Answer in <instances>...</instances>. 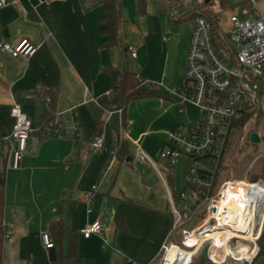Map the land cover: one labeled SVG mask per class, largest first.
I'll return each mask as SVG.
<instances>
[{
    "label": "crops",
    "instance_id": "0c3cea01",
    "mask_svg": "<svg viewBox=\"0 0 264 264\" xmlns=\"http://www.w3.org/2000/svg\"><path fill=\"white\" fill-rule=\"evenodd\" d=\"M9 1L0 7V42L26 39L38 49L28 60L0 51L3 264H156L176 233L169 202L170 195L179 196L180 182L174 166L168 169L159 156L167 134L185 131L199 116L194 104L176 94L194 25L169 24L171 36L159 27L160 36L148 31L135 45L137 57L131 58L139 72L129 70L162 96L130 103L124 118L114 108L112 78L104 71L118 67L112 51L120 50L100 47L103 0ZM176 2L170 14L179 20L185 12ZM254 2L251 7L264 16V0ZM46 90L56 94V119L48 126L42 124ZM28 94L34 97L26 101ZM15 101L40 128L31 134L17 169L10 147L1 142L15 123ZM73 119L80 121L76 134ZM97 138L103 140L100 150L92 147ZM118 139L126 145L125 156L117 155ZM138 149L148 161L137 158ZM94 186L87 203L84 196ZM53 222L61 225L59 236L51 230ZM95 222L103 225V235L85 238L81 231ZM43 233L53 249L44 247Z\"/></svg>",
    "mask_w": 264,
    "mask_h": 264
},
{
    "label": "built area",
    "instance_id": "2783aa9c",
    "mask_svg": "<svg viewBox=\"0 0 264 264\" xmlns=\"http://www.w3.org/2000/svg\"><path fill=\"white\" fill-rule=\"evenodd\" d=\"M8 4L9 0H0V7ZM244 14L249 18L230 15L234 29L232 42L207 17L200 15L194 20L183 80L176 94L184 102L194 104L199 116L196 123L185 130L188 133L169 132L159 156L171 166L181 159L188 162L186 187L177 198L170 195L169 202L173 230L179 235V242L170 241L163 246L160 264H167V253L173 244L192 252L198 249L192 260L208 245V258L213 264H251L258 255V241L264 231V179L227 176L218 187L214 183L220 166L226 164L225 152L235 122L241 121L253 108L264 109V98H259L260 86L264 84V16L254 8ZM37 49L26 39L15 45L0 42V51L13 58L28 60ZM129 52L130 57H137L131 46ZM33 97L28 94L24 100ZM11 115L15 123L1 142L10 147L12 168L17 169L31 134L40 128L21 111L19 101L13 103ZM79 127L80 121L73 119L71 128L75 134ZM102 146V138L92 143L94 150ZM136 156L142 162L148 161L141 149ZM96 190L94 186L85 194L87 203ZM224 201L221 209L220 202ZM231 204L240 208L236 222L230 220L234 213L228 209ZM81 233L85 238L101 236L104 227L95 222ZM41 240L47 250L54 248L48 233H43ZM244 248L247 251L242 256Z\"/></svg>",
    "mask_w": 264,
    "mask_h": 264
},
{
    "label": "rangeland",
    "instance_id": "374dc122",
    "mask_svg": "<svg viewBox=\"0 0 264 264\" xmlns=\"http://www.w3.org/2000/svg\"><path fill=\"white\" fill-rule=\"evenodd\" d=\"M185 3H184V2ZM146 9L145 13H143L139 8L136 7V0H122V10L124 11V19L125 23L123 25V33L125 34V44L131 46L134 50L136 49L135 45L143 41L144 36L150 32L159 34V27L164 30L163 36H171V33L168 32L169 28L167 27L169 24L174 25L177 24L176 18H172L167 13H159L157 8V0H145ZM191 2V3H188ZM188 3V4H187ZM177 5H180L182 12H200V5L198 1L195 0H177ZM255 8L254 0H242L238 3H234L231 0H225L224 3L221 0H213L212 4L209 6L214 11V20L217 22L219 29L224 32L227 39L232 42V37L234 36V29L230 23V15L235 14L238 15L241 19L249 18V16H245V11ZM137 12V13H136ZM138 16H137V15ZM160 17L162 18L160 21ZM206 17V16H204ZM179 24H186L188 26L194 25V19L182 21ZM160 36V34H159ZM138 51V50H137ZM114 56V63L119 68H124L126 66L125 55L123 51H112ZM163 54L160 52L157 54V60L162 61ZM127 68L131 71L139 72V67H137V62L128 57ZM261 95H259L260 99L264 98V84L260 86ZM252 122V123H251ZM248 129H251V126L254 124V120L251 121ZM258 133L262 137L260 139V143L253 144L250 146H246L243 148V142L239 138L240 132L234 135L231 140V144L228 145L224 162V172L217 176V187L221 184L223 179L227 176L234 177H247L248 180H252L251 178L254 176H258V179H264V116H261L258 119ZM188 133L187 131H185ZM244 131H242L243 133ZM247 159L249 161H247ZM248 162V163H247ZM187 160L181 159V161L174 166L177 176L179 177V185L176 187V191L178 195L183 191L186 183V171H187ZM224 164V163H223ZM250 170V172L248 171ZM257 179V180H258ZM197 221H195L196 223ZM179 237L176 233L172 234L170 241H178ZM169 241V242H170ZM167 242V243H169ZM198 255L197 257H199ZM196 257V258H197ZM180 264H186L188 259L181 257ZM163 259V254L160 256L156 264H160ZM200 261V260H198ZM196 261L194 264H196ZM178 264V263H177ZM205 264H213L205 262ZM232 264V263H228ZM255 264H264V258L257 260Z\"/></svg>",
    "mask_w": 264,
    "mask_h": 264
},
{
    "label": "trees",
    "instance_id": "16d2710c",
    "mask_svg": "<svg viewBox=\"0 0 264 264\" xmlns=\"http://www.w3.org/2000/svg\"><path fill=\"white\" fill-rule=\"evenodd\" d=\"M173 0H158V7L161 13H168L173 10V7L170 5ZM198 1L200 5L201 13L199 12H185L183 17H181L177 22L186 21L191 19H196V17L202 15L210 19L214 25L217 27L218 24L214 20V11L209 8L213 0H195ZM225 0H221L224 3ZM137 5L140 7L141 11L145 13L146 2L145 0H136ZM102 5L105 9V16L101 20V36L103 41L101 43V48L106 50H121L125 55L126 66L124 68L106 66L104 71L108 73L112 78V88L111 95L113 98L114 108L120 110L125 118L127 107L130 103L155 97H161L162 94L157 92L153 86L145 88L144 80L137 74L131 72L127 68V60L130 56L129 45L125 44V35L122 32V25L124 23V16L122 11V0H103ZM33 94L35 92H32ZM48 99V101H47ZM43 101L46 104L45 112L43 115L42 124L48 126L53 123L56 119L55 117V105H56V94L53 91L46 90L43 93ZM264 116V109L262 107L253 108L241 121L235 122L233 129L230 133L229 145L231 140L237 132H240L239 138L243 142V148L246 146L253 145L251 143V135L253 133H258V119ZM254 120V124L251 126V129H248V126L251 121ZM252 123V122H251ZM242 131H244L242 133ZM255 145V144H254ZM117 155L125 156L127 155V149L124 141L117 140ZM247 161H249L247 159ZM248 163V162H247ZM167 164V163H166ZM168 169H172L173 166L167 164ZM187 172V171H186ZM224 172L223 165L220 166L217 176ZM259 177L254 176L251 179L257 180ZM170 179V178H169ZM217 187V178L215 179ZM186 187V183H185ZM184 187V189H185ZM183 189V190H184ZM4 175L0 173V264H3V241L5 237L4 233ZM51 230L53 234L59 236L61 231V225L58 222L51 223ZM179 241V240H178ZM259 252L253 263L261 258H264V231L258 241ZM200 260L199 257H195L190 264H194L196 261ZM158 261V260H157ZM210 262V261H209ZM211 263V262H210ZM196 264H205L198 261Z\"/></svg>",
    "mask_w": 264,
    "mask_h": 264
},
{
    "label": "bare ground",
    "instance_id": "6f19581e",
    "mask_svg": "<svg viewBox=\"0 0 264 264\" xmlns=\"http://www.w3.org/2000/svg\"><path fill=\"white\" fill-rule=\"evenodd\" d=\"M224 206H225V201L224 202H220L219 207L222 209V208H224ZM228 209L229 210L231 209V211L234 212V213H231V219L230 220L236 222V220H237L236 215L237 214H241L240 213V208L237 206V204H231L230 206L228 205ZM215 236L219 237L221 235L216 234ZM227 249L229 250V248H227ZM246 251H247V249L244 248L241 251V255L245 256L246 255ZM197 252H198V249L195 252H192V250L189 251V250L183 249V248L173 244L170 247V249H169V251L167 253V264H177V263L180 264V261L182 259L181 257L187 258L188 261H187L186 264H190L191 261H192V256L194 254H196Z\"/></svg>",
    "mask_w": 264,
    "mask_h": 264
},
{
    "label": "water",
    "instance_id": "95a60500",
    "mask_svg": "<svg viewBox=\"0 0 264 264\" xmlns=\"http://www.w3.org/2000/svg\"><path fill=\"white\" fill-rule=\"evenodd\" d=\"M251 143L253 144H258L260 143V137L257 133H253L251 135ZM208 250H209V246L206 245L204 247V249L202 250L201 254H200V262L201 263H205V262H208L209 261V258H208Z\"/></svg>",
    "mask_w": 264,
    "mask_h": 264
}]
</instances>
